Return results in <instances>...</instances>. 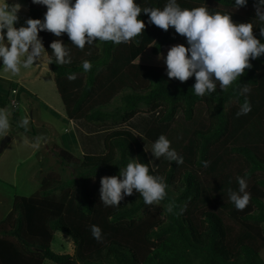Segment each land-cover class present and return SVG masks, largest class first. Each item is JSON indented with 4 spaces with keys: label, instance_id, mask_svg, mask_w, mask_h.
I'll list each match as a JSON object with an SVG mask.
<instances>
[{
    "label": "trees",
    "instance_id": "16d2710c",
    "mask_svg": "<svg viewBox=\"0 0 264 264\" xmlns=\"http://www.w3.org/2000/svg\"><path fill=\"white\" fill-rule=\"evenodd\" d=\"M25 2L29 18L43 19L46 6ZM165 2L137 0L142 7L163 8ZM178 2L186 8L232 11L230 0ZM248 10H254L253 0L234 10L232 19L253 20ZM138 19L146 24L138 43H97L80 50L66 34L57 38L40 32L49 52L55 39L71 49L70 65H49L66 119L114 129L104 136L101 155L75 159L70 152L55 149L59 163L71 166L70 176L48 173L39 191L14 199L0 221V264H264L259 255L264 248V56L251 61L253 67L227 91L218 88L210 96L198 97L191 89L194 77L183 83L169 79L166 65L158 59V53L166 56L173 45L187 47L186 38L173 28L164 31L148 24L143 12ZM254 33L258 36V27ZM83 60L92 62L91 71H83ZM71 72L78 74L76 80L67 79ZM244 84L251 88L252 111L237 116L244 100L237 93ZM17 89L18 85L8 83L9 91ZM139 114L154 115L143 137L153 143L166 135L184 164L162 157L155 169L149 165L168 184V196L160 205H144L134 190L120 207H105L100 201V178L118 175L129 157L149 163L134 133L118 129ZM12 121L19 122L16 112ZM203 160L210 161L208 168ZM233 160L239 163L234 170L228 167ZM245 174L252 198L238 211L228 199V190L237 189L236 177ZM202 176L208 177L207 187ZM169 204H175L177 212L185 205L186 210L174 215L167 211ZM225 213L238 226L237 232L225 224ZM91 225L102 229V241L93 238ZM57 231L71 239L72 254L51 250Z\"/></svg>",
    "mask_w": 264,
    "mask_h": 264
},
{
    "label": "clouds",
    "instance_id": "9594fccd",
    "mask_svg": "<svg viewBox=\"0 0 264 264\" xmlns=\"http://www.w3.org/2000/svg\"><path fill=\"white\" fill-rule=\"evenodd\" d=\"M32 4L46 6L43 19L28 18L24 24L19 22L22 5L13 0H0V69L10 77H18L22 70L39 67L50 70L49 65H70L71 49L62 39L49 44L46 50L40 32L47 31L59 38L66 34L71 44L84 50L97 43L111 42L114 45L138 43L146 24L138 19L143 12L148 16V24L186 38V44H176L169 48L167 55L158 53L166 65V75L181 83L194 77L193 93L198 97L210 96L219 88L227 91L234 83L251 69V61L264 56V0H253L255 18L249 22H235L234 10L247 7L249 0H230L232 11H212L208 6L182 7L178 0H166L163 8L141 6L137 0H31ZM259 28V38L254 28ZM84 72L91 71L93 65L83 60ZM78 74L67 75L70 81ZM251 88L244 84L239 87L238 96H243L237 116L252 111L248 100ZM11 111L0 108V138L10 135ZM30 117L24 116L19 128L28 130ZM33 147H39V138ZM150 153L156 159L163 157L178 166L184 164V157L172 147V142L164 134L152 143ZM149 163L137 158L128 159L124 167H119L118 175L100 178V201L105 207H120L126 196L139 193L144 205H160L168 196V184L162 176L153 174ZM208 168L210 161H201ZM238 188L228 190V199L238 211H243L251 201L248 191L247 174L237 176ZM175 204H169L167 211L174 215L183 214L186 205L177 212ZM91 233L97 241L103 240L102 229L91 225Z\"/></svg>",
    "mask_w": 264,
    "mask_h": 264
},
{
    "label": "rangeland",
    "instance_id": "374dc122",
    "mask_svg": "<svg viewBox=\"0 0 264 264\" xmlns=\"http://www.w3.org/2000/svg\"><path fill=\"white\" fill-rule=\"evenodd\" d=\"M12 2L13 0H9V3ZM15 2L22 5L18 13L20 19L16 24V27H19L29 18L27 15L28 6L25 0H15ZM249 12L255 17V10H248L247 13ZM244 13L246 12H240L241 15H244ZM10 82L18 85L17 90L19 92L12 94L8 90V83ZM0 99L4 102V106H0V108H8L11 111L10 120L12 122L10 135L0 138L1 144L2 141L9 137L0 153V221H2L11 210L14 199L16 197H29L39 191L41 180L48 173L60 174L62 178L70 176L71 166L59 163V159L54 154L57 148L53 144L58 143L61 145L62 140L65 143V148L63 149L70 152L75 159H78L81 155H91L86 154L89 152L100 153L103 150V145L102 142H98L101 145L87 150L84 139L77 141L76 134L68 126V120L63 113V103L51 69L43 70L37 66L32 69L22 70V74L18 77H10L0 69ZM12 99L17 101V108L15 109L10 105ZM117 103L115 101L113 105ZM13 111L19 115V121L24 116L30 117L27 131L17 126L19 122L12 121ZM136 117V121H144L146 123L150 120L151 123L154 115L143 114ZM118 129L128 130L125 125L118 127ZM128 131L131 132V130ZM31 133H34L33 137H30ZM135 136L141 144L143 143L142 146L146 151L149 162H152L150 165H155L157 159L150 153L152 143L143 137ZM38 138L39 147H33ZM97 140L98 138L95 137V143ZM66 142L69 146H67ZM238 164L237 161L233 160L228 167L234 170ZM202 178L204 185L207 187L208 177L202 176ZM206 195L208 196L207 191ZM222 217L233 233L238 231V226L232 219L228 218L227 213L222 214ZM50 248L54 253L58 254L73 253L71 239L59 231L54 234ZM259 255L264 262V248Z\"/></svg>",
    "mask_w": 264,
    "mask_h": 264
},
{
    "label": "crops",
    "instance_id": "0c3cea01",
    "mask_svg": "<svg viewBox=\"0 0 264 264\" xmlns=\"http://www.w3.org/2000/svg\"><path fill=\"white\" fill-rule=\"evenodd\" d=\"M139 115H143V114H139ZM136 119H137V117L135 116L131 121H129L127 124H125V128H127L128 130H131V132L134 133V135H137L138 137L141 138V137L144 136V132L146 131V128H147L148 124L150 123V120L145 123L144 121H136ZM68 126H70L72 131L76 134V138H77L78 142L81 141V139H84L85 146H87L86 147L87 150L94 149V147H97L98 145H101L100 144L101 142H102V145H103L104 136L108 132H110L111 130L114 129V128H111V127L97 128V127H95V126H93L91 124H88V123H86V122H84L82 120H71V121H68ZM95 137L98 138L96 143L94 141ZM98 142H100V143H98ZM66 144H67V142H66ZM53 146L55 148H57V149H63V148H65L64 147L65 143L61 140V145H59L58 143L57 144L55 143V144H53ZM67 146H69V145L67 144ZM103 153H104V148H103V150L100 153L89 152V153H86V154H91V155L92 154H99V155H101ZM161 158L159 160L158 159L156 160L155 165H151V167L153 169H155L157 167V165L159 164Z\"/></svg>",
    "mask_w": 264,
    "mask_h": 264
},
{
    "label": "built area",
    "instance_id": "2783aa9c",
    "mask_svg": "<svg viewBox=\"0 0 264 264\" xmlns=\"http://www.w3.org/2000/svg\"><path fill=\"white\" fill-rule=\"evenodd\" d=\"M11 93L12 94H16L17 93V90H13V91H11ZM16 100L15 99H12L11 101H10V105L15 109V108H17V105H16Z\"/></svg>",
    "mask_w": 264,
    "mask_h": 264
},
{
    "label": "water",
    "instance_id": "95a60500",
    "mask_svg": "<svg viewBox=\"0 0 264 264\" xmlns=\"http://www.w3.org/2000/svg\"><path fill=\"white\" fill-rule=\"evenodd\" d=\"M8 140H9V137H7L4 141L1 142V144H0V153L2 152V150H3V148H4L5 144H6V142Z\"/></svg>",
    "mask_w": 264,
    "mask_h": 264
}]
</instances>
